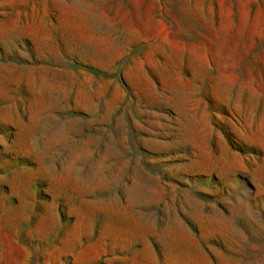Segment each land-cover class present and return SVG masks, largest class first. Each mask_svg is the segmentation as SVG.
<instances>
[{
    "label": "rangeland",
    "instance_id": "obj_1",
    "mask_svg": "<svg viewBox=\"0 0 264 264\" xmlns=\"http://www.w3.org/2000/svg\"><path fill=\"white\" fill-rule=\"evenodd\" d=\"M0 264H264V0H0Z\"/></svg>",
    "mask_w": 264,
    "mask_h": 264
}]
</instances>
